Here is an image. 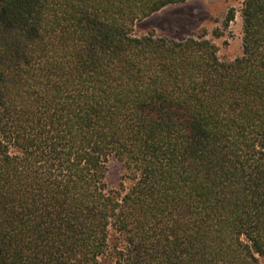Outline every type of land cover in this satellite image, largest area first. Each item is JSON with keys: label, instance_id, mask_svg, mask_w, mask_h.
<instances>
[{"label": "trees", "instance_id": "trees-1", "mask_svg": "<svg viewBox=\"0 0 264 264\" xmlns=\"http://www.w3.org/2000/svg\"><path fill=\"white\" fill-rule=\"evenodd\" d=\"M186 1L0 0V264H264V0L133 35Z\"/></svg>", "mask_w": 264, "mask_h": 264}, {"label": "rangeland", "instance_id": "rangeland-1", "mask_svg": "<svg viewBox=\"0 0 264 264\" xmlns=\"http://www.w3.org/2000/svg\"><path fill=\"white\" fill-rule=\"evenodd\" d=\"M244 0H187L184 3L168 6L143 21L135 23L133 35L140 37L153 32L156 36L168 39H183L205 34L218 48L221 61L230 62L242 52L241 9ZM229 10L234 19L227 29L223 21ZM215 33L221 34L216 36ZM105 186L124 194L132 185V180L123 164L115 157L105 163Z\"/></svg>", "mask_w": 264, "mask_h": 264}]
</instances>
